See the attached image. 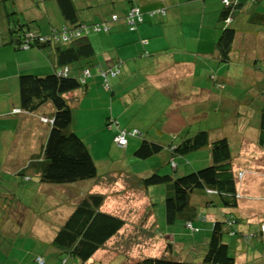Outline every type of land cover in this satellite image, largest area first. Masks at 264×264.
<instances>
[{
    "label": "crops",
    "instance_id": "crops-1",
    "mask_svg": "<svg viewBox=\"0 0 264 264\" xmlns=\"http://www.w3.org/2000/svg\"><path fill=\"white\" fill-rule=\"evenodd\" d=\"M72 1L74 6L80 9V15L86 22L108 19L117 7L115 4L117 0ZM122 1L119 12L116 11L119 20L113 23L111 31L92 33L89 36L95 49L92 59L94 66L106 69L112 63L121 61V71L117 75L120 79L116 80L117 76L111 77L109 90L113 95L111 99L113 100L117 96L122 109L119 107L115 114L112 104V109L109 110L111 114L100 110L101 108L94 98H101L103 91L99 86L101 79L95 74L91 78L87 94H83L82 91L69 93L72 96H80L77 106L73 108L72 129L83 139L85 144H88V141L93 144L100 143L105 138L103 137L105 134L114 137L116 129L109 130L104 125L108 115L116 118L120 125L122 120H125L128 126L148 128L153 123L152 121L142 125L138 121V115L144 111L143 104L139 102L144 96L150 97L153 94V96L160 95L161 103L168 104L167 108L170 106L173 108L176 105L177 109L184 110L181 112L194 111L196 116H191L196 121L200 120L203 123L205 122L204 118H207L211 113L210 110L233 112V107L238 104L246 113L255 116V123L251 127L246 124L240 131L235 132L233 130H238V127L237 129L232 126L225 127L229 133L224 134L232 135L233 132L235 136L237 133H242L240 142L236 141L237 147L234 149L236 163L242 164L241 168H236L237 171L243 173L239 180H242L247 172L264 178V150L256 144L258 133L255 126L256 116L264 100V71H256L260 70L262 66L259 61L264 62V36L262 39L257 36L253 37L255 27H246L243 21L235 24V20H232L231 25H234L240 32L234 41L230 60L224 62L220 59L215 43L222 28V22L219 20L221 0ZM241 1H243V6L237 15L245 14L246 24L248 20H251V23L254 22L262 26L264 12L259 10V6L264 7L262 4L264 0ZM132 3L145 12L158 8H164L165 12L154 15L146 13L144 22L139 24L137 29L129 30L123 16ZM108 5L109 8H107ZM249 8H252L250 13H248ZM12 11H16L20 17L17 18V22H28V27L30 26L41 33H47L53 26L63 23L59 9L52 0L42 2L40 0H0V173L18 178L17 188H20L22 193L17 197L19 195L17 190L7 188L8 198L0 200V224H2V228H0V264L6 262L1 261L3 253L5 257L10 256L14 249L18 251V257L13 262H7L8 264H37L35 258L38 255L44 258V264H79L67 255H59L52 240L78 201L93 189L82 193L78 188L69 186L67 187L69 196L65 200L52 195L50 191L56 188L61 189V187L42 182L39 179L38 163L35 160L42 159V146L50 126L42 118H52L54 109L49 102L32 111L23 109L20 105L19 76L22 73L36 75L51 73L55 67L54 51L38 47L20 50L14 48L11 44V28L16 23L11 20L9 15ZM143 39L146 40V43L141 41ZM76 65L80 66L79 63ZM231 67L232 72L230 71ZM134 82L137 83L131 85ZM186 82L190 83V86ZM186 86L188 90L185 91ZM172 89L175 92L181 90L187 94L179 97L181 99H177L176 102L170 103L168 99L172 96L170 93ZM206 107L211 109L204 111ZM17 108L20 111L14 112L13 110ZM89 108L97 109L96 114L100 115L96 132L95 130L89 131L91 127L86 123L90 121V118L86 114L82 115L81 123L84 126L79 125L80 111L83 110L82 113L87 111L92 118ZM159 112H165V109ZM177 118L183 121V126L179 131H172V139L176 137L174 143L177 142L179 133L186 127L184 122L189 123L178 115H171L168 120L173 122ZM221 132L215 131L210 134V137H217L214 136L215 133L221 134L218 136L224 135ZM95 135L97 136L95 137ZM137 142L136 138H131L125 150L132 148ZM88 149L90 151V148ZM196 153H198L196 158L188 159L182 162L184 164L178 166L186 165V168H193L195 167L193 159L201 160L202 163L210 160L208 150ZM165 156L167 157L168 154ZM97 183L103 186L106 184L94 180V184ZM112 183L111 188L104 187L107 196L113 192V187L114 189L122 187V184H117V181L112 180ZM247 186L250 188L248 194L251 198L246 197L238 188L239 199L236 213L243 219V224L238 226V233L231 236L233 237V246L236 247L238 254L243 252L244 243H252L259 247L257 243V238L261 239L259 227L260 223L264 221V181L258 183L253 181ZM25 194L32 199L23 200ZM206 197L203 193L197 194L193 201L197 206L205 207L207 206ZM241 200L244 201L241 202ZM103 204L105 208L102 205V210L105 209L104 211L111 209L115 213L118 207L121 208L120 199L116 195L112 198L108 197V201L105 198ZM133 206L135 207V204ZM30 207L33 208L32 213L29 212ZM210 208H215L216 215L213 214L212 220L221 218L228 211L220 206ZM152 218L153 215L148 217V221L152 226L157 225L156 217ZM128 220L125 219V224L128 223ZM205 220L207 223L204 226L203 235H206L209 228L207 216L202 221ZM134 224L136 226L132 232L134 236L143 232L150 233L145 232L144 227L141 226L142 220L133 222ZM123 228L124 226L120 230L123 231ZM157 229L160 228H153L152 232ZM117 234L112 236L103 249H99L95 253V256L98 253L104 255V249L108 247V242L112 241L111 243H113ZM119 237L116 240H125L126 235H119ZM19 239L22 242L17 245L16 242ZM204 241L205 239H202V242ZM206 241H208V237ZM230 241L232 242V239ZM168 245L172 247V244L168 243ZM260 246L263 247L262 244ZM109 248L111 250L113 247ZM196 248L194 244L191 249L196 251ZM203 248L204 246L198 248L200 254L196 260L197 264L201 263L202 257L200 256ZM114 249H116L115 246ZM22 250L26 252L21 254ZM180 257L183 258L182 255ZM235 260L238 264L237 257Z\"/></svg>",
    "mask_w": 264,
    "mask_h": 264
},
{
    "label": "trees",
    "instance_id": "trees-1",
    "mask_svg": "<svg viewBox=\"0 0 264 264\" xmlns=\"http://www.w3.org/2000/svg\"><path fill=\"white\" fill-rule=\"evenodd\" d=\"M52 1L56 3L63 23L59 26H53L47 33H41L30 26L28 27V22H17V18L20 17L16 11L9 13L11 20L16 23L11 28V44L14 48L20 50L38 47L43 50L54 51L55 67L51 73L45 75L20 74V105L23 109L32 111L50 101L54 108L52 118H49L51 122L49 123L48 134L42 146V159L40 161L35 160L38 163V175L42 182L70 183L87 178L98 181L97 168L91 152L83 139L72 129L73 108L77 106L80 96H72L69 93L82 91L83 94H87L91 78L95 74L100 77L101 84L109 89V79L120 74L121 61L112 63L106 69L94 66L92 59L95 49L89 39L92 33L110 32L113 23L119 20V16L114 12L110 14L108 19L86 22L80 15V9L74 6L72 0ZM249 1L257 2L259 0ZM221 4L219 20L222 22V28L215 43L220 59L228 62L233 53L234 41L240 32L234 25H231V22L234 21L235 15L241 12L243 1L221 0ZM164 12V8L145 12L132 3L128 6L123 19L129 30H135L139 24L144 22L146 13L154 15ZM141 41L146 43L145 39ZM77 63L80 64L79 67L76 65ZM64 70H66L65 74ZM114 70H116V74L112 75ZM220 111H223V114L226 112L228 115L221 116L222 122L220 120L221 124L219 127L217 126L218 128L232 126L237 129L239 127L238 121L232 119L230 124L229 118H233V114L239 113L247 116L246 124L249 127L255 123L254 114L246 113L242 110L241 105L237 104L236 107H233V112ZM256 121L255 126L258 133L256 144L264 150V100L256 116ZM104 125L109 129H116L112 141L123 149L127 146L129 139L136 138L138 141L139 138L137 137L143 136L133 153L138 159L148 158L160 153L163 149H167L169 155L166 163L169 164L170 171L173 170V172L180 165L176 157L186 156L195 151L201 152V149L208 150L210 160L206 162L207 165L189 173L177 176L168 170L160 173L158 170L160 167H158L152 169V172L146 176L128 175L127 181L134 185L139 183L144 192H149L147 190L152 185H163L164 192L158 186V191L163 196V216L161 218L169 225L180 223L186 229L198 230L193 221L196 219L202 221L206 215L196 209L197 204L193 199L197 194L203 193L207 196L205 198L207 206L226 208L228 211L221 218H216L213 221L207 246H204L202 260L198 264H237L235 257L229 254V244L222 239L225 232L231 235L238 233V226L243 223V219L236 213L240 171H237L235 167L232 137L224 134L211 138L210 134L215 132V128L209 127V125L205 127L203 121H200L199 126L194 127L198 129L192 130L193 127H190L189 124L183 128L176 143H174L176 137L169 140L168 143H163L164 141H160V139H148L136 128L131 130L123 128L118 120L111 115L105 118ZM119 134H123L125 137L126 144L124 146H120L116 141ZM103 137L105 136L103 135ZM104 200L105 193L90 192L78 201L52 240V244L59 251V255H67L79 264H102L103 261L91 262V260L95 253L99 249H103L107 241L116 235L126 222L121 216L102 210ZM154 205L155 202L150 200L144 217L147 218V215L155 214ZM156 220L159 221L157 216ZM188 223H190V227L187 226ZM259 235L264 240L260 227ZM38 257L43 260V263L37 261ZM35 260L37 264H44L45 262L44 258L39 255L36 256ZM125 264L195 263L162 255L144 256Z\"/></svg>",
    "mask_w": 264,
    "mask_h": 264
},
{
    "label": "rangeland",
    "instance_id": "rangeland-1",
    "mask_svg": "<svg viewBox=\"0 0 264 264\" xmlns=\"http://www.w3.org/2000/svg\"><path fill=\"white\" fill-rule=\"evenodd\" d=\"M123 3L122 0H117L115 4H117V7L115 10L112 11L116 12L120 10V5ZM264 4V3H262ZM113 7V6H112ZM107 8H109V5L107 6ZM252 8L248 9V13H250L252 10ZM259 10H262L264 12V7L263 6H259ZM109 13V12H108ZM234 23L236 24V22H241L243 21V23L245 24V26H249V27H255V32L252 34L253 37H259L262 39V37L264 36V23L262 24V26L260 24L257 23H251L248 22L246 24V15H237L234 18ZM248 27V28H249ZM257 27V28H256ZM250 29V28H249ZM92 35V34H91ZM255 41V40H253ZM262 63L261 69L260 70H256L257 72H263L264 71V62L263 61H259ZM232 72V67L231 70ZM120 77L117 76L116 80H119ZM233 81V80H232ZM137 82L132 83L131 85H135ZM188 84V82H186ZM185 81L182 83V85L184 86ZM190 86V83L188 84ZM101 90L103 91V95L101 96V98H94L97 102V105L101 108L100 110L102 111H106L107 113L111 114V110L112 109V104H113V111L116 114L118 112L119 107L122 109L120 103H119V99L117 98V96H115L113 98V100L111 99L113 97V95L111 94V91L109 89H106L101 83L99 84ZM188 90L187 86L185 88V91ZM184 91V92H185ZM78 92V91H77ZM171 95L168 99V101L170 103H174L177 101V99H181L179 97H182L184 94L186 95L187 93H183V91H177L175 92L174 89H172L170 91ZM116 95V94H115ZM154 95V94H153ZM151 95L150 97L144 96L139 103L143 104L144 107V111L141 112L138 117V121L141 122L142 124H147L150 123L151 121L154 123L151 124L150 127L148 128H141L140 126H138V128L136 126H128L125 123V120H122V124L121 126L123 128H126L128 130H131L133 128H136L140 131L141 134L145 135L144 137H147L148 139H160V141H164L163 143H168L169 140L172 139V131L176 132L179 131L180 128L183 126V121L181 119H178L171 122V120H168L169 117L178 115L179 117H183L184 121H187L189 123L186 124L185 126H187L188 124L190 125V127L192 126L193 129H198V128H194L200 125V120L196 121V119L192 116H196V113L194 111L190 112H181L184 110H180L177 109L178 106L175 105V107L172 108V106H170L169 108H167L166 106L168 104H163L161 103V96L156 94V96ZM115 100V103H113V101ZM50 106L53 107V105L51 104L50 101H48ZM149 102V103H147ZM147 103V104H146ZM160 104V105H159ZM96 105V106H97ZM120 105V106H119ZM104 106V107H103ZM54 109V108H53ZM91 110V116L90 117V113H88L87 111H84L82 113V111H80V124L84 126L81 122H82V115L86 114L89 116L90 121L88 123H86L87 126L91 127L89 131H94L96 132V126H98V122H99V116L97 115L96 111L97 109H92L89 108ZM165 109V112H159L161 110ZM207 109H211L206 107L204 109V111H206ZM211 113L209 114V116L207 118H204L205 120V127H207L209 125L212 126L213 128H215V131H222L221 133L224 134L226 132H228V130L225 127H219L220 120H221V116H226L228 115L226 112H224L225 114H223V111H212L210 110ZM192 115V116H191ZM240 115V117H239ZM250 119V116H248ZM123 119V118H122ZM172 119V118H171ZM232 119H235V121H238V131H240V129H242V126L246 125V120H247V116L239 113V114H233V118L230 117L229 118V123L231 124ZM150 121V122H149ZM222 122V120H221ZM218 126V127H217ZM106 127V126H105ZM150 128V129H149ZM172 128V130H171ZM111 130V129H109ZM252 130V129H251ZM237 131V130H235ZM253 133V131H251ZM229 133V132H228ZM112 134V133H111ZM221 134L215 133L214 136H218ZM229 135V134H228ZM97 135H95L96 137ZM231 138V143H232V149L234 147V149L237 147L236 146V141L240 142V138L242 137V133H237L236 136L230 135ZM108 137V139H107ZM143 136H138L137 138H139L137 144H135V146H133L132 148H129L127 151L121 147H119L118 145H116L115 143H113L112 141V135L108 136L105 134V138L103 140H101L100 143H93L90 144V142L88 141L87 147L90 148V152L91 155L95 161L96 164V168H97V177L99 178L98 181L101 182H105L106 184L103 186L102 184H94V180L91 178H87L84 180H79V181H75V182H70V183H48V184H55L57 187H61V189L56 188L51 189V194L56 196V197H61L62 199H65L69 196V194L67 193V187L69 186H73L74 188H78L79 191H82V193H85L88 189H93L91 190V192H104L105 188H111V183L112 180L113 181H117V184H122V187H117L116 189H114V187L112 188L113 192L110 194L105 195V198H107L108 201V197L112 198V196L116 195L119 199H120V207H118L115 210V213H113L111 211V209H106L107 212H111L115 215L121 216L122 218H127L128 223L124 224V228L123 231L120 230L117 233V237L116 238H120L119 235L125 236L126 238L124 239H120V240H116V238L114 239L113 243H111L112 241H109L107 246L108 247H113L111 250L110 248L108 249V247H106L104 249V255L102 253H98L94 258H92L91 262H95L96 259H99V261H103L102 264H125L128 263L129 261L138 259V258H142L144 256H162L165 255L166 257L169 258H181L180 256L182 255L183 260L189 261V262H193L195 264H197V257L200 254L198 248L202 247V246H207V237H209L210 235V228L212 226V223L214 220H212L214 217V215H216L215 212V208H210V207H201V206H196V209L201 211V213L205 214L207 216V218L209 219V224H208V230L206 235H203V230H204V226L207 223L205 221H201L199 219H196L193 221L194 225H198V230H189L184 228V226H182L180 223L174 225H169L167 223H165V221L163 220V218H161L163 215V196L161 195V193H159L158 189L160 188L162 190V192H164L163 190V185H152L148 191L149 192H144L141 189V186H139L140 184L138 183L137 185H134L132 182L127 181L128 179V175L131 176L135 175L138 177L141 176H146L148 175L150 172H152V169L158 168L160 167L158 170L160 173H164L166 172V170H168L169 172L177 175L180 174H184V173H189L190 171L203 167L205 165H207L206 163H202L201 160H196L193 159V162L195 164V168H186V165L183 166H179L177 170H175L173 172L170 171V167L169 164L166 163V160L168 159V157L165 156L166 153H168L169 151L167 149H163L160 153L152 155L148 158L145 159H138L134 156V151L135 149L139 146L141 140H142ZM130 138V137H129ZM102 139V138H101ZM236 139V140H235ZM131 140V139H129ZM179 139L177 138L176 141H178ZM206 149H201V151L205 152ZM199 152V151H197ZM193 152L190 153L186 156H181V157H176L177 162L179 164H184L182 162L187 161L188 159H192L193 157L196 158V155L198 153ZM169 155V153H168ZM183 159V160H182ZM242 164L241 163H236V168H241ZM185 168V169H183ZM111 171V172H109ZM97 178V179H98ZM17 179L18 178H12L11 176H8L4 173H0V200L3 199H7V188L9 189H15L18 191V196H21V189L17 188ZM241 179V176H240ZM261 182L264 181V178H262L260 175L257 174H250V173H246V175L244 176V178L242 180H238V185L237 187L239 188V190L245 194L246 197H249L248 191H249V187L247 186L248 184H251L252 182ZM68 184V185H67ZM113 184V183H112ZM158 186H160L158 188ZM70 187V188H71ZM69 188V189H70ZM100 189V190H97ZM146 189V188H145ZM140 191V192H139ZM247 191V192H246ZM105 193V192H104ZM28 194H30V192H28ZM106 194V193H105ZM120 195V196H118ZM6 196V197H5ZM107 196V197H106ZM251 198V197H249ZM32 199L29 195L25 194L23 195V200H29ZM68 200V199H67ZM150 200H152V202H155V205L153 206L155 208V214L153 215L154 219L156 216L159 218L158 224L157 225H153L150 223V221H148V217H150V215H147L148 217H144L146 215V209H147V205L149 204ZM8 201V200H7ZM244 200H241V202H243ZM105 202V200H104ZM1 203V201H0ZM135 204V207L133 206ZM103 208H105L104 204H103ZM108 208V207H107ZM32 207H30L29 212L32 213ZM105 210V209H104ZM0 216H1V210H0ZM259 217V216H257ZM144 218V219H143ZM143 221V224L141 225L142 227H144L145 232H150L149 234H145L144 232L142 234H139L138 236H134V234H132L133 232V228L136 227L135 224L133 225V222H140ZM263 220V218H262ZM244 222H246V220H244ZM243 224V223H242ZM140 225V223H139ZM159 225V226H158ZM150 227V228H149ZM159 227L160 229H157V231L152 232L153 228ZM0 228H2V224H0ZM138 230V229H137ZM160 230V231H159ZM161 232V234H159ZM130 234V235H129ZM232 235L229 233H224L222 235V239L224 242L229 244V254L232 255L233 257L238 258V264H264V240L259 239V237L257 238V243L259 245L255 246L252 243H248V244H243V252H239V254L236 252V247L233 246V237H231ZM139 237V239L137 240V238ZM137 241H136V240ZM194 239V240H193ZM202 239H205L204 242H202ZM230 239H232V242L230 241ZM119 242V243H115V242ZM21 240L19 239L16 244L20 245L21 244ZM198 242V243H197ZM168 243L172 244V247H170L168 245ZM29 244V243H28ZM117 244V245H116ZM194 244L196 245V251L192 250L191 248H193ZM260 244L263 245V247L260 246ZM114 246L116 249H114ZM149 248V249H148ZM191 249V250H190ZM30 251V249H28ZM26 251L22 250L21 254H24ZM247 252V255L245 256V253ZM18 251L16 249H14L12 251V254L10 256L5 257V254L3 253V256L1 261H6L3 262L4 264H8L7 262H13L15 261V258L18 257ZM178 255V256H177ZM203 255V249H202V254L200 257H202ZM247 256H249V258H247Z\"/></svg>",
    "mask_w": 264,
    "mask_h": 264
},
{
    "label": "built area",
    "instance_id": "built-area-1",
    "mask_svg": "<svg viewBox=\"0 0 264 264\" xmlns=\"http://www.w3.org/2000/svg\"><path fill=\"white\" fill-rule=\"evenodd\" d=\"M225 1H226V0H225ZM99 28H100V27H99ZM99 28H98V29H99ZM63 72H64V74H65L66 70H64ZM114 74H116V70H114V72H112V75H114ZM13 111H14V112H18L19 109H14ZM42 120L45 121V122L48 121L47 118H42ZM116 141H117V143H118L120 146H124V145L126 144V140H125V137H124L123 134H119V135L116 137ZM239 176H242V172H240ZM187 226L190 227V223H188ZM261 234H262V236L264 237V222L261 224ZM37 261H38L39 263H43V260H42L40 257L37 258Z\"/></svg>",
    "mask_w": 264,
    "mask_h": 264
},
{
    "label": "clouds",
    "instance_id": "clouds-1",
    "mask_svg": "<svg viewBox=\"0 0 264 264\" xmlns=\"http://www.w3.org/2000/svg\"><path fill=\"white\" fill-rule=\"evenodd\" d=\"M48 119V123H50L51 122V119H49V118H47ZM242 175H243V173H242ZM240 177V176H239ZM264 221H262L261 223H260V230H261V224L263 223Z\"/></svg>",
    "mask_w": 264,
    "mask_h": 264
}]
</instances>
